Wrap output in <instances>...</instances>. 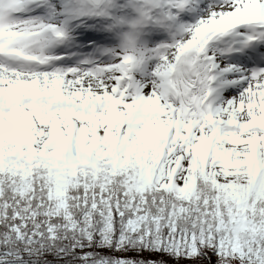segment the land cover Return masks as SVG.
<instances>
[{
	"label": "snow or ice",
	"instance_id": "obj_1",
	"mask_svg": "<svg viewBox=\"0 0 264 264\" xmlns=\"http://www.w3.org/2000/svg\"><path fill=\"white\" fill-rule=\"evenodd\" d=\"M0 264H264V0H0Z\"/></svg>",
	"mask_w": 264,
	"mask_h": 264
}]
</instances>
